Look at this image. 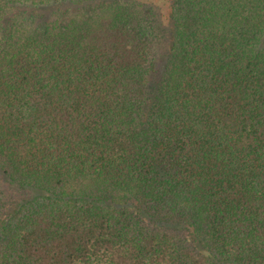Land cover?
<instances>
[{
    "label": "trees",
    "instance_id": "16d2710c",
    "mask_svg": "<svg viewBox=\"0 0 264 264\" xmlns=\"http://www.w3.org/2000/svg\"><path fill=\"white\" fill-rule=\"evenodd\" d=\"M0 0V264H264V0Z\"/></svg>",
    "mask_w": 264,
    "mask_h": 264
},
{
    "label": "rangeland",
    "instance_id": "374dc122",
    "mask_svg": "<svg viewBox=\"0 0 264 264\" xmlns=\"http://www.w3.org/2000/svg\"><path fill=\"white\" fill-rule=\"evenodd\" d=\"M160 6L161 11L163 12V17L166 18L168 12V0H152Z\"/></svg>",
    "mask_w": 264,
    "mask_h": 264
}]
</instances>
